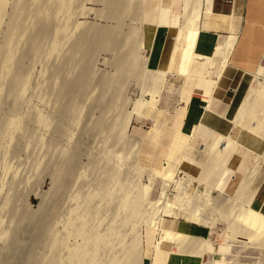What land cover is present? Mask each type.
Returning <instances> with one entry per match:
<instances>
[{
	"label": "rangeland",
	"instance_id": "rangeland-1",
	"mask_svg": "<svg viewBox=\"0 0 264 264\" xmlns=\"http://www.w3.org/2000/svg\"><path fill=\"white\" fill-rule=\"evenodd\" d=\"M13 1L14 2L11 4L12 0H8V3H7L8 8L6 7L5 11H4L6 18H4V20L2 21L5 23H1V25H0V26H2L1 29L4 30V31H2L0 29V32L2 31L1 32L2 34L0 33L1 34L0 35V51L2 50V47L4 44L2 42V40L5 39V37H4V39H3V37H1L3 35V33L5 34V32H6V30L4 28L8 29L9 25L12 23V21L15 22L14 20L18 19L20 22H22V20H20L19 18L24 16L23 14H24V12L26 13V11L27 12L30 11V13H26L28 16H30V17L32 16V18L28 17V18H30V20H32L33 17H34V19L38 17L39 20L35 19L36 21L30 22L31 24H29V25L27 23L29 28L26 27L27 25L25 26V23H26V21H30V20H28V18L25 20V22L23 20L24 23H22L21 25H24V27L26 29L24 27H22L21 29L24 28L23 31L25 32L28 28V30H27L28 32H26L27 36L24 34L25 35V37H24V35H23L24 39L21 42V44H20V42L17 44V45H19V47L16 46L17 51L15 49V54H16L14 56L15 61L13 60V62H15V63H13V65L15 64L16 66L12 65L11 66L12 69H10V72L13 71L12 72L13 74L8 75V77H11V78H8V77H7V79L4 78L5 80L1 79L3 77L0 78V134H2V135H0V264H46V261H44V260L47 259V257L50 255L49 253L51 252L50 251L51 248L49 246L50 245L49 244L50 237H48V235H50L51 232L52 233L55 232L56 238L61 239V241H63V242L66 241L64 243L65 245L71 246V245L75 244L76 242H77L76 244H78V243H80L81 238L78 239L79 237L76 236L77 234H75V232H76L77 226L79 225V223H78L79 219L84 218V219H87L86 221L89 224L88 225L89 229H92L94 231L100 230L99 233L107 234L108 231L107 230L105 231V229H107V226H108V228L111 227L110 225L115 226V224H113V223L111 224V222H112V220H114L117 217V215H119V212L117 213V211H114V209H115L114 204L117 201V199L119 198L118 196H120L119 194L121 193V189H125V186H127L132 191L133 190L137 191V190L141 189V186L148 185L149 184L148 182L150 181V184L148 186H150L151 190L146 195V197H147V198L145 197L146 200H144L145 199L144 198V199H142V202H144L143 204H146L148 197L150 198L149 199L150 201H153L152 200L153 197H154V199H156V197H157L156 195H158V192L160 190V187H159L160 182L157 181V179H150V172L149 171L154 169L153 166L160 165L159 161L154 162V160L165 158L164 156H165L166 146H163V145H165L164 143H166V141H169V140L167 138L166 139H158L157 138L159 136L156 135L153 131L154 129H152L153 128L152 120H156L158 122L164 123L165 125L171 127L169 125V122L171 121L172 115H173V113H175V109H176V107H178V103H180V104L183 103L185 97L187 96V92H186V90L183 86V82L179 76H177V75L166 76V78L164 80V84L161 87V89H163V90L160 91V95H159L160 98H158L157 109L156 108L155 109H149L148 108L145 111V115L147 116L148 119L132 118V120H130L129 126L126 128V131H125L126 137L125 136L124 137L126 138L125 139L126 141L123 139L124 142L120 140L121 142L118 141L120 143H118V142L112 143V142H116L115 140L111 141V139L114 138L113 131L108 132V130H106L107 131L106 132L104 129V131H103L104 135L103 134L101 135L103 129H101L99 126L102 124L101 125L102 127L105 125L107 128V126L109 127V125H113L115 122H116V124H118L119 119H118V117L116 118L117 115H115V114L117 112H118L117 114H119V111H122V110L124 112H128V111L132 110L133 101L136 100L137 98H139L140 91L145 89L144 88L145 84H146L145 87L147 88V85L149 87L151 82H150V80H148L150 78V76H148L147 74L144 75V77H143V76H138V75H141L138 72H135V73L134 72H128L127 73V72L121 71L122 70L121 68H118L116 70V68L119 67L120 56L123 54L124 49H123V51H122V49L120 50V51H122V54L120 53V55H119L118 54L119 49H118V51H116V49L114 47V43L116 44V42L112 41L111 37H113L114 31L117 33L119 31L118 35H120L121 37L124 38L125 37L124 34H126L125 32H128L127 28H129L131 26H132V28H133V26H134V28H138L139 26L137 25L135 27V25L130 24V20H129L130 16L128 14H126L129 16L128 18L123 15L125 18H122V19H124V20H122L120 17L119 18L117 17L119 19V22H120V20H121V22H124V23H122V24H124L123 26H122L121 22L118 26L117 18L115 16H112V14H110L111 9H112L111 6L113 4L110 6V3L108 4L109 1L103 0L104 1L103 2L100 0L99 1L96 0V2H95V0H83V1L79 0L80 4H81L80 7H79L80 4H78L79 2L75 1L74 5H73V9H72V11L75 14L73 15V12H72V17L69 20V24H66V26L68 25L67 29L70 30L72 27V30L71 31L66 30L68 33V37L66 36L67 34H64L66 37H64V35H62L64 38L61 36L62 40H61V37H60V39H58V41L59 40L60 41L59 42L57 41V42H58V45L59 44L61 45V47H60L61 50H60L58 55H55V57H53L54 59L51 58V60H50L48 58L45 59V56L42 55L44 53H41L40 50L43 49L42 52H44V50L46 51V48L48 47V44H49L48 40L50 37L49 36L50 33L47 32V30L51 31V28H53L54 26H55L54 28H56L58 23L60 24L63 21V20L61 21V19L60 20L58 19L59 17L61 18V16H59L56 19H58L61 22H57V25L55 24L53 26L54 21L56 19H55V17L53 19L51 17H49L50 16V14H49L50 13V7H47V8L45 7V6H49L55 0L54 1L53 0H51V1L47 0L46 4L44 3V5H43L44 9L46 8L47 11L49 12L48 13L49 15L48 16L46 15L47 17L44 16L45 13L43 16L39 15V16L35 17L34 13H33L34 10H32V7L34 9L35 6H36L35 9H37L38 7L36 4H38L39 2L41 3L42 0L41 1L36 0V2H35V0L34 1L32 0L33 2L31 0H28V1H30L29 3L27 2V5H26L28 7L25 6L27 9L26 8L22 9V10H26V11H22V10L19 11L20 6H21L20 4H22V3H20V2H22L21 0H20V2H18L17 0H16L17 2L15 0H13ZM117 1H119V0H115L114 2H117ZM121 1H122L121 3L123 5H125L124 4L125 0L124 1L121 0ZM130 1H128V2L130 3ZM152 1H154V0H152ZM133 2H135V0H132L131 3L133 4ZM141 2H142L141 3L142 4L141 5V22L144 25L145 24L144 12H145L146 8L148 7V3L149 2L151 3V0H141ZM30 3L31 4L33 3L32 6H30L31 5ZM154 3L150 8H152V9L156 8L157 2H154ZM13 4H14V7L12 6ZM34 4H35V6H34ZM39 4H38V6H39ZM238 4H240V3H238ZM82 5H83V8H81ZM11 6H12V8H11ZM51 6H53V5H51ZM17 7H18V9H17ZM11 10H12V12H14L12 14L13 15L15 14V16H18V15H16L18 12L20 13L22 11V13H20L18 18L16 19V18H13L15 16H12V14H10ZM17 10H18V12H17ZM31 13H33V15H31ZM9 14L12 17H10ZM5 16H3V17H5ZM40 16H41V18H40ZM109 16L111 18H109ZM7 18H9V19H7ZM21 19H23V18H21ZM8 20H11L9 22L10 24L7 23ZM18 20H17V22H18ZM58 20H56V21H58ZM39 22H40V24H39ZM73 23H76V27L73 26L74 25ZM5 24L8 25V27H5L6 26ZM13 25H14V23L12 24V26L10 25L11 29L13 28ZM30 25H32V26H30ZM84 25L85 26L87 25V26L85 27ZM104 28H106V30ZM112 28H114V29H112ZM44 29H45V31H44ZM29 31L31 32V34ZM118 35L115 34L116 37ZM120 36H118L117 38L120 39L121 38ZM40 37H42V38H40ZM123 38H121V39H123ZM132 38H134L133 40H135V41L137 39L134 36ZM132 38H131V41H132ZM63 39H65V40H63ZM83 39H84V41H83ZM121 39H120V41H121ZM81 40L83 41L84 44L82 43ZM62 41H64V42H62ZM40 42L43 43L42 44L43 46L41 45ZM33 43H34V45H33ZM74 43H76V44H74ZM117 43H118V41H117ZM128 44L130 45L129 41H128ZM20 45H22V46L20 47ZM36 46L38 47L37 49L39 51H37V49L33 50L34 48H36ZM39 46L41 49H39ZM44 46H45V48H44ZM58 50H59V48H58ZM19 51H20V53H19ZM1 53L2 52H0V58H1ZM82 53H84L85 56ZM39 54H40V56H39ZM138 54H139V56L145 57L146 49H143V48L140 49L138 51ZM82 55L84 58L82 57ZM42 56H43L44 60H43V58H41ZM87 56H88V59H87ZM37 57H39V58H37ZM90 59H91V61H90ZM31 60L34 61L35 63L31 62ZM52 61H54V62H52ZM91 66H92V68H91ZM26 69H28V70H26ZM41 69L43 71H41ZM59 69H60V71H59ZM38 72H39V74L40 73L43 74L42 77H40L41 74L38 75ZM108 72H110V73H108ZM91 75H93V76H91ZM110 75H112V76H110ZM23 76L27 80L26 81L27 85L25 84L26 85L25 91H24V89L21 90V88H20L21 85H19L21 80H25L23 78ZM107 76H109V77L106 78ZM17 77H19V78H17ZM28 77L30 78V80ZM252 79L253 78H251V80ZM36 80H37V82H36ZM67 81L68 82L70 81V82L68 83ZM50 83H52V84H50ZM87 84H89V86ZM16 85H18V87ZM37 85L39 87H37ZM61 86H63V87H61ZM248 86H249V84L247 85L246 89L248 88ZM40 87L43 90V92L46 93L47 95L46 94L39 95V94L43 93L41 90L39 92ZM120 88H121V90H120ZM141 88H143V89H141ZM176 88L177 89L180 88V90H178V93H176ZM36 89H37V91H36ZM21 91H23L22 94L20 93ZM55 91H57V92H55ZM18 92H19V96H18ZM37 92H39V94ZM115 93H116V95H115ZM35 94H37L39 96V98H38V96H35ZM82 94H84V95H82ZM42 96H43V98L46 97L45 100L48 102H46L44 100L42 101V99H43ZM30 97L32 99H30ZM40 98H42V99H40ZM116 98H117V100H116ZM148 98H149L148 96L145 97V99H148ZM17 101H18V103H17ZM256 101L258 102V107H257L258 110H257L256 114L252 115V117H251L253 122H251V119H250L246 124H244L243 127H241V128L239 127L237 129V131H234V133H237L240 130V131L248 133V135H250L255 141H257V142L260 141V142L264 143V137H262V135L264 136V98L261 95H259L256 98ZM90 102H92V103H90ZM123 102H126V103L128 102V103L126 104ZM82 103H84V104H82ZM118 103H119V105H118ZM121 104H122V106H121ZM123 106H125V107H123ZM117 107L119 108V110ZM33 108L35 110L37 109V111H35L37 114H38V110L40 109L39 114L45 115L44 118L42 117V121L40 123L36 122L38 118L36 117L37 114L35 115ZM111 109L113 110V113L111 112ZM89 111H91V113ZM85 112H86V114H85ZM113 117H115L116 120ZM14 118L19 119V121H18L19 124H18V122H16V126H18V127L16 128L15 126L12 125L11 126L12 130H11L10 125L8 126V123L11 119H14ZM60 118H61V120H60ZM111 118H113V119H111ZM43 119H45L46 122ZM104 120H105V122H104ZM109 121H110V123H109ZM42 122H43V124H41ZM85 123H87V124H85ZM84 126H86V127H84ZM28 127H29V129H28ZM13 129H14V131H13ZM99 130H101V132ZM97 131H98V133H100L98 136H97ZM105 132H106V134H105ZM93 133H94V135H93ZM108 133H110V134H108ZM67 136H68V138H67ZM110 136L112 138H110ZM128 138H129V140H128ZM232 139H234V138H232ZM132 140H133V142H132ZM137 140L139 141V143ZM102 141H103V144H102ZM106 141H108V142H106ZM105 142L107 144H105ZM52 143H54V144H52ZM104 144H105V146H104ZM106 149L109 151L114 150L115 152L113 151V152H111L112 153L111 154ZM131 150L132 151L134 150V151L132 152ZM107 152H109V153H107ZM42 153H43V156H42ZM97 153H98V155H97ZM137 153L139 155H137ZM102 154H106V155H102ZM107 154L110 156H108ZM117 154H118V156L115 157ZM248 156H249V159L247 161L248 163L246 164L247 166L249 163L252 162V157H254L253 162L255 160V164L258 165L256 175H255V179H254V182L252 185L254 188L257 187L258 189H257V192L255 194V198H254L253 202L251 203V207L255 210H260L262 213H264V204H263V202H264V160H263L264 159V150H263V152H260L257 154L253 153V156L252 155H248ZM108 157L110 159L111 158L112 159L108 160L109 159ZM127 157H129V158H127ZM227 157H228V154L223 155V158H227ZM256 157L258 159H255ZM88 158L90 159V161L87 160ZM152 159H153V163H152ZM108 161H109V163H108ZM102 162L104 164L106 163L105 165H107V166L104 167L105 165ZM100 163H102V164L100 165ZM31 164H33V165H31ZM251 165L252 164H250V167H251ZM96 168H97V170H96ZM100 168L108 170V171H106V174H105V171L104 170L102 171ZM135 168H137V169H135ZM155 168L158 169L157 167H155ZM112 170L113 171L116 170L117 173L113 172ZM119 170L120 171L124 170V173L122 172V174H121V172ZM77 171H78V173H77ZM100 171L103 174L100 173ZM159 171H160V168H159L158 172H155V173H159ZM109 172L110 173L113 172V176L116 175V177L118 176L119 179L115 178V177L112 178V176L110 175ZM127 172H129V173H127ZM135 172H137V173L135 174ZM217 172L218 171L215 170L216 174H217ZM88 173H89V175H88ZM215 173H211L210 175L208 174L207 176L202 173V175H204L203 176V182L205 183L204 185L199 184L196 180H192V182H189V176L185 175L183 172H180V171L175 172L174 180H179L185 184L187 182V184L185 186L186 192L191 197H195L193 195L197 194L198 191L203 192V190H205L204 189L205 185L208 188L212 189L210 191L211 193H209L208 199L209 200L210 199L216 200L215 204L217 202L220 207H218V204H217V207H213V206L211 207V205H210V207H209L210 209H208V210L212 211V212L209 213V216H207L208 218H206L207 214L204 216V218L206 220L208 219L207 222L210 221L216 225L212 224L213 226L211 225L212 227H210L209 224L198 225L195 223L187 222V221H185V217L183 214H181L180 216L179 215L176 216V212L180 213V211L176 210V207H175L176 205L173 208L174 210H172V212H173L172 217H167V218L171 219V220H175V221L182 220V221H185L187 223L194 224V225H196V227H198L201 234H203V235H200L198 237L204 238L205 240H207L205 242H208V243L205 245L209 244V247L208 246H206V247L202 246L203 248H206L208 250H206V249L203 250L204 253H202L203 255H202V257H200V259H199L200 262L198 264H212V263L213 264H255V263L256 264H264V256H263L264 255V235L263 234L259 235L263 239H261L256 234L254 235L252 233V235H251V232H253V229L251 228V230H250V228H249V230H247V228L245 227L247 225L243 224L242 222H240V224H237V223H239L238 222L239 220H236L237 218L235 217L237 212L235 211L236 214H234V210H236L238 208V206L239 207H240V205L242 206L241 200H238V201L233 200L234 199L233 193H234V190L236 188V183H237L238 179L241 177V175L237 176L236 179L226 189V191L223 192V190L220 189L221 184L216 186L215 183L211 182L209 179L212 177L216 178L217 176ZM79 174H81V175H79ZM242 174H244V173H242ZM245 175L247 176V178L245 180L246 183H245V185H243L242 190L240 191V192H242L243 196H244V191L247 187V184L251 178L249 174L245 173ZM76 176L80 179H78ZM102 176H104L106 179L103 178ZM106 176H108L109 178L111 177L110 183H111V187L112 188L114 187V190L111 187L106 188V185H105V184H107L106 180L109 179ZM133 177L135 178V180ZM87 178H89V179H87ZM98 178L102 179L103 181L98 179ZM131 178H133V179H131ZM92 179L93 180L95 179V180L93 181ZM114 179L116 181L119 180L120 182L118 181L119 183L117 184V182ZM99 180L103 183L105 182L104 186L102 185L104 188L101 185H99L100 184ZM112 180H114V182H112ZM109 181H110V179L108 180V183H109ZM152 182H153V184H152ZM156 182H157V184H156ZM126 183L129 185H127ZM137 183H139V184H137ZM81 184H85L86 186L81 185ZM172 184H170L169 187L167 188L169 190H166V198H168L169 202H172L173 197L176 196V190L174 191V189H176V186L174 183H172ZM226 184H227V182H226ZM80 185L82 186V188ZM108 185L110 186V184H107V186ZM87 186H88V188H87ZM119 186H121V187L119 188ZM139 186H140V188H139ZM157 186L159 188H157ZM100 187H102V188L100 189ZM128 188H126V189H128ZM136 188H138V189H136ZM85 189H86V192H85ZM100 190H103V192ZM118 190H120V192ZM78 191L80 192V194L81 193L82 194L81 195L78 194L79 193ZM89 191H91L93 194ZM96 191H98V192L100 191L102 193V194L100 193V195L102 197L101 199H100L99 194H96V197H94L95 193H98ZM84 192L89 193V197H88V194H84ZM105 192L106 193L109 192L110 195H109V193L106 194ZM90 193H91V195H90ZM174 194H175V196H174ZM76 195H77V197L80 195V197L77 198V197H75ZM92 195H93L94 199L91 198ZM107 196H109L108 200L106 199ZM104 197H105V201L103 199ZM96 198H97V200H96ZM230 198H231V201H230ZM83 199H85V200H83ZM102 199H103V201H102ZM109 199H110V202H109ZM217 199L219 202L217 201ZM69 200H71L72 202ZM75 200H77V201L79 200V201L76 202ZM106 200H107V202H106ZM73 201H75V203ZM82 201H84V203ZM104 202H106L107 204L110 203L114 209L111 208L110 204H109V206H106L107 204H105ZM210 202L211 201H209V204L212 203V202L211 203ZM87 203H88V205H87ZM71 204H73V205L71 206ZM74 204H76V205H74ZM262 204H263V206H262ZM89 205H92V206L90 207ZM236 205H238V206L236 207ZM87 206H89V208H87ZM143 206H145V205H142V208H143ZM71 207H73V208H71ZM78 207H80L79 208L80 210L78 209L79 212L76 210L78 212V213H76L74 209H77ZM83 207H86V209ZM94 207H97V208H95L96 210H94ZM99 207H101V210ZM107 207H108V209H106ZM146 207L147 208H145V209L143 208L144 209L143 211L149 212L150 208L148 209V207H150V206H147V204H146ZM71 210H72V213H71ZM106 210H108V211H106ZM238 210H239V208L237 209V211ZM82 211L84 214L82 213ZM112 211H114L113 213H116V216H115V214L113 215ZM106 212H107V215L111 214L109 216L111 218H109L106 215ZM144 212H143L142 216H144V214H145ZM238 213H239V211H238ZM71 215H74V216H71ZM86 215H87V217H86ZM145 215H147V214H145ZM42 216H44V217H42ZM114 216H115V218L113 219ZM95 217H97V218H95ZM104 217H105V219H104ZM146 217L147 216H145L144 218H146ZM227 217H229V218H227ZM44 218L46 219V221ZM88 218H89V220H88ZM167 218L163 217L161 222H160V225L165 229H167L166 228L167 226H166V224L163 225V222L166 223L165 220H168ZM66 219H68V220H66ZM70 220H72L71 223H73L72 227L70 226L71 224L69 223ZM94 220H95V224H93ZM90 221H92V222H90ZM107 221H108V224H107ZM232 221H234V222H232ZM235 221H236V223H235ZM229 222H230V224H229ZM63 223L65 224V226ZM76 223H78V224H76ZM102 223H104V224H102ZM67 224H68V226H67ZM231 224L233 227L238 226V225H239V228L242 227L241 230L243 233H241L240 236L234 235L235 233L231 232V228H232ZM235 224H237V225H235ZM241 224H242V226H240ZM230 226H231V228H230ZM75 227H76V229L73 230L72 228H75ZM94 227L97 229H94ZM168 227H170V226H168ZM208 227H210V228H208ZM49 228H50V231L52 230L51 232L49 231L50 234L47 232L49 230ZM137 228H139L138 231L134 230L131 225L124 226L122 228V233H121V236L125 235V237L122 238L123 242L121 241L123 243V245L115 242V244L113 246H114V248H116L115 247V245H116L117 248L115 250L111 249V251H110V252H112L111 254H110L109 250L107 249L108 250L107 251L104 246L103 247L99 246L98 252L99 251H100L99 253L103 252V254L97 253V257L99 258L98 263H100V262L102 264L107 263V261H109V258L112 257L113 255H114V257L115 256L119 257V254H120L122 248L126 247V245L129 246V244H131L132 241L135 239V236L137 234H134V233H137V232L140 233L141 232L140 237L142 239L141 238L140 239L142 240V242H141L142 246L140 245L141 246L140 248H142L143 250L141 249L142 253L139 254L140 255L139 258L140 257H141V259L145 258L144 264H149V263L150 264H167L164 257L160 260L159 259H153V258H148L144 253L146 251V243H144L145 247L143 248V234L146 231L153 233L154 237H157L156 238V242H157V240L159 238V232L155 229L147 228L143 224L142 225L140 224V226ZM62 229H63V231H65L64 234H63ZM71 230L74 232H72ZM103 230L105 232H103ZM169 230L172 232H176V230L171 228V227L169 228ZM245 231L247 234L245 233ZM68 232H69V234H68ZM181 233H183V232H181ZM70 234L72 235L71 236L72 238L70 237ZM248 234H249V236H248ZM68 235H69V238H68ZM250 235L253 237H251ZM201 236H203V237H201ZM73 238H74V240H73ZM67 240H70V241H68V243H67ZM153 241H154V239H152V241L149 242L150 245ZM124 242H125V244H124ZM161 242L162 243H164V242L173 243V241L171 242L170 240H162ZM162 243H161V245H162ZM173 244L175 246V243H173ZM144 249H145V251H144ZM257 249H259V250H257ZM61 250H60V252L61 253L63 252L61 256H63V258L66 259V254L67 255L69 254L67 249H66L67 253L65 252V248H62ZM259 252H261V253H259ZM105 253H106V255H104ZM116 253L117 254L119 253V254L117 255ZM64 254H65V256H64ZM33 255H35L36 257ZM164 255H167V254L165 253ZM40 259L41 260L43 259V260L41 261ZM163 259H164V261H162ZM33 260H35V261H33Z\"/></svg>",
	"mask_w": 264,
	"mask_h": 264
},
{
	"label": "bare ground",
	"instance_id": "bare-ground-1",
	"mask_svg": "<svg viewBox=\"0 0 264 264\" xmlns=\"http://www.w3.org/2000/svg\"><path fill=\"white\" fill-rule=\"evenodd\" d=\"M16 1V0H15ZM18 2H20V0H17ZM16 1V2H17ZM22 2H20V3H22V4H20L21 6H20V9H19V11L20 10H22V9H25L26 7H28V6H26L27 5V2L29 3L30 1H28V0H21ZM32 1V0H31ZM34 1V0H33ZM32 1V2H33ZM38 1V0H37ZM39 1H41V0H39ZM46 1L47 0H42V2L39 4L38 2V4H39V6H38V4H36L37 5V9H35L36 8V6H35V4H34V6H35V8L33 9V7H32V10H34L33 11V13H34V16L35 17H37V16H39V15H41V16H43L44 15V13H45V15L44 16H48L49 14H50V16L49 17H51L52 19L55 17V19L56 18H58L59 16H61V18L59 17L58 19L60 20L61 19V21H59L58 19H56V20H58V21H54V24H53V26L56 24L57 25V22H61L60 24L58 23V25L56 26V28H51V31H48L47 30V32H49L50 33V37H49V40H48V47L46 48V51L44 50V52H42V50L43 49H41L40 48V46H39V49H41L40 51H41V53H44V54H42V55H44L45 56V59L46 58H48V59H50L51 60V58H53V57H55V55H58L59 54V52H60V50H61V45L59 46L58 45V42L60 41H58V39H60V37L62 36V35H64V34H67L66 36L68 37V33H67V31L66 30H68L67 28H68V25L66 26V24H69V20H70V18L72 17V9H73V5H74V3H75V1L77 2H79L78 4H80V1L79 0H53L54 2L53 3H51L49 6H45L46 8L47 7H50V13L47 11V9L45 8L44 9V3L46 4ZM51 1V0H50ZM83 1V0H82ZM99 1V0H98ZM100 1H103V0H100ZM106 1H109L108 2V4L110 3V6H111V12H110V14H112V16H115L116 18L118 17H120L121 19L122 18H125L124 16H126L127 18L130 16V24L131 25H135V27L138 25L139 27L138 28H134V26H133V28H132V26L131 27H129V28H127L128 29V32H125L126 34H124V38L123 37H121L120 35H118V33H119V31H118V33L117 32H115L114 31V34H113V37H111L112 38V41H114V42H116V44L114 43V47H115V49H116V51H118V49H119V51H118V54L120 55V53L122 54V51H123V49H124V51H123V54L120 56V60H119V67H117L116 68V70L118 69V68H121L122 70L121 71H124V72H138V73H140L141 75H138V76H143L144 77V75H148V76H150V78L148 79V80H150V82H151V84L149 85V87H148V85H147V88L145 87L146 86V84H145V86H144V88L145 89H143V88H141V89H143L142 91H140V94H139V98H137L136 100H134L133 101V103H132V105H133V108H132V110H130V111H128V112H124L122 109V111H119V114H115V115H117L116 116V118L118 117V119H119V121H118V124H116V122L113 124V125H109V127L107 126V128H106V126L104 125L103 127L100 125L99 127L101 128V129H103L102 130V133H101V135L104 133L103 131H104V129H105V131L106 130H108V132H112L113 131V134H114V138L113 139H111V141L112 140H115L116 142H112V143H117L118 141H123L124 142V140L126 139L125 137V131H126V128L129 126V124H130V120H132V118H135V119H140V118H142V119H148L147 118V116L145 115V111L149 108V109H157V103H158V98H160L159 97V95H160V91L161 90H163V89H161V87L163 86V84H164V80H165V78H166V76H168V75H172V74H170L169 72H167V71H163V70H158V69H150V68H148V66H147V59L148 58H146V56L144 57V56H139V54H138V51L140 50V49H145V46L147 45V43H148V31H146L145 29V24L143 25V23L141 22V0H135V2H133V4L131 3L132 2V0L130 1V0H123L124 2V4L125 5H123L121 2V0H119V1H117V2H114L115 0H106ZM128 1H130V3L128 2ZM14 1L12 0V2H11V4L13 3ZM15 2V3H16ZM35 2H36V0H35ZM49 2V1H48ZM85 2V1H84ZM94 2V1H93ZM95 2H96V0H95ZM94 2V3H95ZM104 2V1H103ZM7 3H8V0H0V25H1V23H5V22H2L3 20H4V18H6V16H5V14H4V11H5V8L7 7ZM55 3V4H54ZM107 3V2H106ZM19 4V3H18ZM31 4V3H30ZM33 4V3H32ZM32 4L30 5V6H32ZM29 5V4H28ZM51 5H53V6H51ZM84 5V4H83ZM83 5H82V7L81 8H83ZM13 7H14V4L12 5ZM12 6H11V8H12ZM16 6V5H15ZM18 6V5H17ZM26 6V7H25ZM77 6V5H76ZM81 6V4L79 5V7ZM8 8V7H7ZM77 8V7H76ZM109 8V7H108ZM17 9H18V7H17ZM27 9V8H26ZM78 9V8H77ZM29 10V9H28ZM31 10V9H30ZM76 10V9H75ZM82 10V9H81ZM22 11H26V10H22ZM22 11L20 12V13H22ZM78 11V10H77ZM17 12H18V10H17ZM76 12V11H75ZM85 12V11H84ZM12 13H14V12H12V10H11V12H10V14H12ZM19 12L16 14V15H18L19 16V14H20ZM26 13H30V11L29 12H27L26 11ZM25 12H24V16H22L21 18H23V19H21V18H19L20 20H22V22H20L17 18H18V16H15V14L13 15L12 14V16H15V17H13V18H16L17 20H18V22H17V20H14L15 22H13L12 21V23L10 24L9 22L12 20L11 18V20H8L7 21V23L8 24H10L11 26H12V24L14 23V25H13V28L11 29V26L9 25V30L7 29V28H4L5 30H6V32H5V34L3 33V35L1 36V37H3V39H4V37H5V39L4 40H2V42L4 43H2L3 44V47H2V50L0 51V52H2L1 53V60H0V78L1 77H3V78H1V79H3V80H5V79H7V77H8V75H10V74H13L12 72H10V69H12L11 68V66L13 65V63H15V62H13V60L15 61V49H16V46L17 47H19V45H17L19 42H20V44H21V42L23 41V39H24V37H25V35H26V32H28L27 30H28V28H29V24H31L30 22H34V21H36L35 19H37V20H39L38 19V17L37 18H35L34 19V17H33V19L32 20H30V18H32V16L30 17V16H28L27 14H26ZM33 13H31V15H33ZM47 13V14H46ZM49 13V14H48ZM82 13V12H81ZM80 13V14H81ZM9 14V15H10ZM75 13L73 12V15H74ZM77 14V13H76ZM126 14H128V15H126ZM27 15V16H26ZM124 15V16H123ZM3 16H5V17H3ZM11 15H10V17H12ZM21 16V15H20ZM41 16H40V18H41ZM46 16V17H47ZM111 16V15H110ZM109 16V18H111ZM210 16H212V11H211V0H182V4H181V24H180V27L181 28H183V29H185L186 31H197L200 27H199V25L201 24L200 22H201V20H202V18L203 17H210ZM28 17H30V18H28ZM45 17V18H46ZM28 18V20H30V21H26V23H25V26L27 25V23H28V25L26 26V27H28L27 28V30L24 32L23 30H24V25H21L22 23H24L25 22V20ZM108 18V17H107ZM117 18V21H118V26H119V24H120V22H121V20H120V22H119V19ZM7 19H9V18H7ZM43 19V18H42ZM50 19V18H49ZM115 19V18H114ZM221 19L224 21V22H226L227 23V25H228V30L229 31H231V33H229V35L228 36H225V37H223V38H221V40L217 43V45H216V47H215V49H214V56H213V58L215 59H221V64H220V67L218 66V68H217V70L218 71H220L221 69L220 68H222L223 67V65H224V63H225V61L227 60V57H228V55H229V53H230V51H231V49H232V47H233V45H234V43H235V40H236V37H237V29H238V26H239V18L238 17H236V16H229V17H226V16H221ZM23 20H24V22H23ZM122 20H124V19H122ZM128 20V21H129ZM41 21V20H40ZM42 23V22H41ZM53 23V22H52ZM51 23V24H52ZM122 23H124V22H121V24ZM218 23V22H217ZM39 24H40V22H39ZM74 25V27H76V23H73ZM6 25V24H5ZM4 25V26H5ZM38 25V24H37ZM88 25V24H87ZM86 25V26H87ZM124 24H122V26H123ZM147 25H149V24H147ZM154 25V24H153ZM30 26H32V25H30ZM50 26V25H49ZM70 26V25H69ZM85 26V25H84ZM85 26V27H86ZM126 26V25H125ZM201 26V25H200ZM5 27H8V25H6ZM22 27H24L23 29H21ZM52 27V26H51ZM84 27V28H85ZM89 27V26H88ZM104 27V26H103ZM2 28V26H0V29ZM20 28V29H19ZM46 28V27H45ZM107 28V27H106ZM106 28H104L105 30H106ZM121 28V27H120ZM26 29V28H25ZM90 29V28H89ZM112 29H114V28H112ZM139 29V30H138ZM2 30V29H1ZM42 30V29H41ZM72 30V27H71V29L70 30H68V31H71ZM74 30V29H73ZM97 30V29H96ZM108 30V29H107ZM2 31H4V30H2ZM1 31V32H2ZM18 31V32H17ZM34 31V30H33ZM43 31V30H42ZM44 31H45V29H44ZM103 31V30H102ZM0 32V33H1ZM30 32V31H29ZM66 32V33H65ZM105 32V31H104ZM79 33V32H78ZM2 34V33H1ZM0 34V35H1ZM25 34V35H24ZM30 34H31V32H30ZM34 34V33H33ZM36 34V33H35ZM41 34V33H40ZM47 34V33H46ZM97 34V33H96ZM115 34H117L118 36H120L121 38H123V39H121V41H120V39H118L116 36H115ZM122 34V33H121ZM23 35H24V37H23ZM37 35V34H36ZM101 35V34H100ZM99 35V36H100ZM150 35H152V33L150 34ZM27 36V35H26ZM34 36V35H33ZM32 36V37H33ZM43 36V35H42ZM65 35H64V37H66ZM82 36V35H81ZM84 36V35H83ZM90 36V35H89ZM98 36V35H97ZM136 37L137 39H136V41L135 40H133L134 38H132V37ZM63 37V36H62ZM62 37H61V40H62ZM63 37V38H64ZM20 38V39H19ZM35 38V37H34ZM40 38H42V37H40ZM81 38V37H80ZM79 38V39H80ZM93 38V37H92ZM118 40H117V39ZM131 38H132V41H131ZM22 39V40H21ZM31 39V38H30ZM48 39V38H47ZM82 39V38H81ZM86 39V38H85ZM21 40V41H20ZM34 40V39H33ZM39 40V39H38ZM63 40H65V39H63ZM37 41V40H36ZM40 41V40H39ZM58 41V42H57ZM80 41V40H79ZM82 41V40H81ZM83 41H84V39H83ZM83 41H82V43H83ZM117 41H118V43H117ZM128 41H129V43H130V45L128 44ZM45 42V41H44ZM62 42H64V41H62ZM78 42V41H77ZM25 43V42H24ZM41 43V42H40ZM61 43V42H60ZM73 43V42H72ZM86 43V42H85ZM43 43H41V45H42ZM74 44H76V43H74ZM84 44V43H83ZM33 45H34V43H33ZM38 45V44H37ZM78 45V44H77ZM22 45H20V47H21ZM43 46V45H42ZM59 46V47H58ZM63 46V45H62ZM75 46V45H74ZM35 47V46H34ZM33 47V48H34ZM38 47L36 46V48H34L33 50H35V49H37ZM44 48H45V46H44ZM58 48H59V50H58ZM84 48V47H83ZM68 49V48H67ZM73 49V48H72ZM71 49V50H72ZM122 49V51H120ZM21 50V49H20ZM24 50V49H23ZM83 50V49H82ZM16 51H17V49H16ZM37 51H39L38 49H37ZM35 52V51H34ZM73 52V51H72ZM19 53H20V51H19ZM39 53V52H38ZM37 53V54H38ZM40 53V54H41ZM62 53V52H61ZM36 54V55H37ZM40 54H39V56H40ZM82 54H84V53H82ZM89 54V53H88ZM32 55V54H31ZM53 55V56H52ZM62 55V54H61ZM78 55V54H77ZM20 56V55H19ZM81 56V55H80ZM79 56V57H80ZM84 56H85V54H84ZM23 57V56H22ZM30 57V56H29ZM50 57V58H49ZM82 57H83V55H82ZM36 58V57H35ZM37 58H39V57H37ZM41 58H43V56L41 57ZM84 58V57H83ZM92 58V57H91ZM54 59V58H53ZM63 59V58H62ZM87 59H88V56H87ZM37 60V59H36ZM35 60V61H36ZM43 60H44V58H43ZM38 61V60H37ZM62 61V60H61ZM60 61V62H61ZM64 61V60H63ZM90 61H91V59H90ZM216 61V60H215ZM31 62H34V61H32L31 60ZM52 62H54V61H52ZM85 62V61H84ZM214 62V61H213ZM213 62H210V65L213 63ZM219 63H220V61H218ZM17 63V62H16ZM35 63V62H34ZM44 63V62H43ZM50 63V62H49ZM67 63V62H66ZM87 63V62H86ZM92 63V62H91ZM214 63H216V62H214ZM213 63V65H215ZM32 64V63H31ZM40 64V63H39ZM77 64V63H76ZM218 64V63H217ZM15 65V64H14ZM13 65V66H14ZM50 65V64H49ZM62 65V64H61ZM16 66V65H15ZM18 66V65H17ZM71 66V65H70ZM93 66V65H92ZM92 66H91V68H92ZM226 66V65H225ZM25 67V66H24ZM60 67V66H59ZM217 66H215V67H213V68H216ZM14 68V67H13ZM72 68V67H71ZM43 69V68H42ZM41 69V71H43ZM47 69V68H46ZM56 69V68H55ZM62 69V68H61ZM65 69V68H64ZM90 69V68H89ZM223 69V68H222ZM26 70H28V69H26ZM54 70V69H53ZM115 70V71H116ZM217 70H215L216 72H218ZM17 71V70H16ZM31 71V70H30ZM40 71V70H39ZM59 71H60V69H59ZM63 71V70H62ZM103 71V70H102ZM210 71H212L213 72V69L211 70L210 69ZM22 72V71H21ZM58 72V71H57ZM70 72V71H69ZM84 72V71H83ZM90 72V71H89ZM117 72V71H116ZM115 72V73H116ZM72 73V72H71ZM108 73H110V72H108ZM41 74V76L40 77H42V73H40ZM39 74V72H38V75H40ZM70 74V73H69ZM103 74V73H102ZM216 75H217V73H215ZM215 74L213 75L212 74V76H214L215 77ZM218 74H219V72H218ZM28 75V74H27ZM74 75V74H73ZM94 75V74H93ZM93 75H91V76H93ZM114 75V74H113ZM173 75H175V74H173ZM185 75V74H184ZM22 76V75H21ZM30 76V75H29ZM34 76V75H33ZM61 76V75H60ZM110 76H112V75H110ZM177 76H180V77H185V76H182V75H179V74H177ZM211 76V75H210ZM26 77V76H25ZM39 77V76H38ZM53 77V76H52ZM66 77V76H65ZM98 77V76H97ZM100 77V76H99ZM109 76H107L106 78H108ZM142 77V78H143ZM146 77V76H145ZM217 77V76H216ZM5 78V79H4ZM8 78H11V77H8ZM17 78H19V77H17ZM23 78H24V76H23ZM29 78V77H28ZM45 78V77H44ZM48 78V77H47ZM62 78V77H61ZM81 78V77H80ZM253 79H252V82H251V84H250V86L248 87V90L246 91V95L244 96V98H243V100L241 101V104H240V106H239V108H238V110H237V112H236V114L234 115V118L233 119H231L232 120V123L234 124V125H236L237 127H242V125H243V122H244V120L246 119V117H247V115L249 114V112H250V110H251V108H252V106L254 105V102H255V98H256V96L259 94V95H261L263 98H264V69L263 68H259L257 71H256V73H254V75H253V77H252ZM21 79V78H20ZM25 80H21L20 81V84L19 85H21L20 86V88H21V90L22 89H24V91H25V86L27 85L26 84V78H24ZM39 79V78H38ZM41 79V78H40ZM59 79V78H58ZM29 80H30V78H29ZM52 81V80H51ZM145 81V80H144ZM7 82V81H6ZM11 82V81H10ZM36 82H37V80H36ZM45 82V81H44ZM68 82V81H67ZM70 82V81H69ZM68 82V83H69ZM84 82V81H83ZM2 83V82H1ZM19 83V82H18ZM29 83V82H28ZM60 83V82H59ZM109 83V82H108ZM26 84V85H25ZM40 84V83H39ZM43 84V83H42ZM41 84V85H42ZM49 84V83H48ZM50 84H52V83H50ZM61 84V83H60ZM148 84V83H147ZM65 85V84H64ZM84 85V84H83ZM86 85V84H85ZM88 86H89V84H87ZM101 85V84H100ZM108 85V84H107ZM9 86V85H8ZM17 87H18V85H16ZM67 86V85H66ZM77 86V85H76ZM79 86V85H78ZM110 86V85H109ZM116 86V85H115ZM10 87V86H9ZM37 87H39L38 85H37ZM51 87V86H50ZM56 87V86H55ZM61 87H63V86H61ZM70 87V86H69ZM97 87V86H96ZM100 87V86H99ZM67 88V87H66ZM83 88V87H82ZM16 89V88H15ZM19 89V88H18ZM30 89V88H29ZM39 89V88H38ZM47 89V88H46ZM49 89V88H48ZM60 89V88H59ZM58 89V90H59ZM84 89V88H83ZM88 89V88H87ZM105 89V88H104ZM110 89V88H109ZM11 90V89H10ZM9 90V91H10ZM40 90L43 92V90L41 89V87H40V89H39V92H40ZM61 90V89H60ZM85 90V89H84ZM120 90H121V88H120ZM19 91V90H18ZM36 91H37V89H36ZM77 91V90H76ZM90 91V90H89ZM39 92H37L38 94H39ZM55 92H57V91H55ZM118 92V91H117ZM21 94L23 93V91H21L20 92ZM64 93V92H63ZM85 93V92H84ZM87 93V92H86ZM97 93V92H96ZM99 93V92H98ZM2 94V93H1ZM4 94V93H3ZM43 94H46V93H41V94H39V95H43ZM105 94V93H104ZM132 94V93H131ZM47 95V94H46ZM45 95V96H46ZM58 95V94H57ZM82 95H84V94H82ZM115 95H116V93H115ZM118 95V94H117ZM18 96H19V92H18ZM35 96H38L37 94H35ZM44 96V97H45ZM53 96V95H52ZM68 96V95H67ZM149 97L148 99H145V97ZM22 97V96H21ZM47 97V96H46ZM46 97L45 98H43V96H42V98H40V99H42V101L44 100V101H46L45 99H46ZM125 97V96H124ZM37 98V97H36ZM38 98H39V96H38ZM37 98V99H38ZM53 98V97H52ZM100 98V97H99ZM30 99H32L31 97H30ZM36 99V100H37ZM96 99V98H95ZM115 99V98H114ZM34 100V99H33ZM116 100H117V98H116ZM128 100V99H127ZM132 100V99H131ZM58 101V100H57ZM71 101V100H70ZM90 101V100H89ZM125 101V100H124ZM46 102H48V101H46ZM52 102V101H51ZM65 102V101H64ZM17 103H18V101H17ZM42 103V102H41ZM40 103V104H41ZM90 103H92V102H90ZM123 103H126V102H123ZM128 103V102H127ZM126 103V104H127ZM130 103V102H129ZM45 104V103H44ZM43 104V105H44ZM48 104V103H47ZM50 104V103H49ZM82 104H84V103H82ZM30 105V104H29ZM63 105V104H62ZM67 105V104H66ZM113 105V104H112ZM118 105H119V103H118ZM124 105V104H123ZM114 106V105H113ZM121 106H122V104H121ZM79 107V106H78ZM88 107V106H87ZM103 107V106H102ZM123 107H125V106H123ZM31 108V107H30ZM35 108V107H34ZM33 108V109H34ZM38 108V107H37ZM81 108V107H80ZM93 108V107H92ZM115 108V107H114ZM118 108V107H117ZM87 109V108H86ZM94 109V108H93ZM9 110V109H8ZM28 110V109H27ZM40 110V109H39ZM39 110H38V114L35 112V111H37V109L35 110L34 109V112H35V115L37 114V123L39 122H41L42 121V117L44 118V116L45 115H42V114H39L40 112H39ZM49 110V109H48ZM104 110V109H103ZM118 110H119V108H118ZM117 110V111H118ZM85 111V110H84ZM126 111V110H125ZM90 113H91V111H89ZM111 112L113 113V110L111 109ZM33 113V112H32ZM31 113V114H32ZM109 113V112H108ZM107 113V114H108ZM85 114H86V112H85ZM93 114V113H92ZM104 114V113H103ZM24 115V114H23ZM83 115V114H82ZM109 115V114H108ZM112 115V114H111ZM21 116V115H20ZM85 116V115H84ZM92 116V115H91ZM2 117V116H1ZM4 117V116H3ZM35 117V116H34ZM63 117V116H62ZM46 118V117H45ZM113 118H115V117H113ZM113 118H111V119H113ZM116 118H115V120H116ZM21 119V118H20ZM34 119V118H33ZM95 119V118H94ZM110 119V120H111ZM117 119V120H118ZM8 120V119H7ZM45 122H46V120L45 119H43ZM60 120H61V118H60ZM68 120V119H67ZM72 120V119H71ZM76 120V119H75ZM19 121V119L18 118H14V119H11L10 121H9V123H8V126L10 125V129L12 130V128H11V126L13 125V126H15L16 128L18 127V126H16V122H18ZM34 121V120H33ZM43 121V122H44ZM50 121V120H49ZM100 121V120H99ZM43 122L41 123V124H43ZM44 122V123H45ZM48 122V121H47ZM104 122H105V120H104ZM107 122V121H106ZM112 122V121H111ZM152 122H153V128L152 129H154V131H156L157 132V130H158V128L161 126V124L162 123H160V122H158V121H156V120H152ZM99 123V122H98ZM109 123H110V121H109ZM18 124H19V122H18ZM17 124V125H18ZM85 124H87V123H85ZM6 125V124H5ZM45 125V124H44ZM73 125V124H72ZM89 125V124H88ZM90 126V125H89ZM7 127V126H6ZM51 127V126H50ZM65 127V126H64ZM84 127H86V126H84ZM98 127V126H97ZM169 127V126H168ZM4 128V127H3ZM15 128V129H16ZM43 128V127H42ZM82 128V127H81ZM28 129H29V127H28ZM37 129V128H36ZM93 129V128H92ZM3 130V129H2ZM7 130V129H6ZM48 130V129H47ZM88 130V129H87ZM97 130V129H96ZM13 131H14V129H13ZM23 131V130H22ZM30 131V130H29ZM92 131V130H91ZM100 132H101V130H99ZM159 131V130H158ZM25 132V131H24ZM55 132V131H54ZM107 132V131H106ZM106 132H105V134H106ZM12 133V132H11ZM10 133V134H11ZM66 133V132H65ZM86 133V132H85ZM54 134V133H53ZM58 134V133H57ZM100 133H98V131H97V136L99 135ZM108 134H110V133H108ZM0 135H2V134H0ZM13 135V134H12ZM56 135V134H55ZM66 135V134H65ZM93 135H94V133H93ZM96 135V134H95ZM104 135V134H103ZM69 136V135H68ZM68 136H67V138H68ZM125 136V137H124ZM194 136V135H193ZM93 137V136H92ZM106 137V136H105ZM108 137V136H107ZM128 137V136H127ZM262 137H264L263 135H262ZM261 137V138H262ZM2 138V137H1ZM10 138V137H9ZM104 138V137H103ZM110 138H112L111 136H110ZM6 139V138H5ZM71 139V138H70ZM105 139V138H104ZM124 139V140H123ZM37 140V139H36ZM47 140V139H46ZM58 140V139H57ZM98 140V139H97ZM128 140H129V138H128ZM195 140V139H194ZM200 140V139H199ZM199 140H198V143H199ZM104 141V140H103ZM103 141H102V144H103ZM109 141V140H108ZM108 141H106V142H108ZM120 141V142H121ZM126 141V140H125ZM138 141V140H137ZM49 142V141H48ZM105 142V144H107ZM120 142H118V143H120ZM130 142V141H129ZM132 142H133V140H132ZM136 143V142H135ZM134 143V144H135ZM138 143H139V141H138ZM194 143H196L195 141H194ZM201 143V142H200ZM51 144V143H50ZM52 144H54V143H52ZM105 144H104V146H105ZM124 144V143H123ZM213 144V143H212ZM57 145V144H56ZM112 145V144H111ZM114 145V144H113ZM117 145V144H116ZM115 145V146H116ZM214 146H212L210 149H205L204 148V146L203 145H201L202 147H201V149H198V150H200L199 152H204V156L206 157L205 158V161H203L204 163H202V164H199V163H197V162H195L194 161V153H195V151L193 150V147L191 146V145H188L187 146V148L185 149V153L183 154V156H182V158L180 159V161H179V163L178 164H172V163H169V162H161V163H159L161 166H160V171H159V173H155V172H153V171H149L150 172V179H157V181H159L160 182V190H159V192H158V195H156L155 197H156V199H154V197H153V201H150L149 199V197H148V200H147V206H150V207H148V209H149V212L147 213V212H144L143 210L145 209V208H147L146 207V204H143L144 202H142V199H144L145 197H146V195L148 194V192L151 190L150 189V186H148L149 184H150V181L148 182L149 184L148 185H145V186H141V189L140 190H137V191H132V190H130L127 186H125V189H121V193L119 194L120 196H118L117 198V201L115 202V209L111 206V204L110 203H106L107 202V200H108V197L109 196H107V200H106V202H104L105 204H107L106 206H109V204H110V206H111V208L112 209H114V211H117V213L119 212V215H117V217L115 218V216H116V213H113L114 211H112V213H113V215L115 214V216L113 217V219L114 220H112V222H111V224L113 223V224H115V226H112V225H110L111 227L110 228H108V226H107V229H105V231L107 230L108 231V233L107 234H103V233H99L100 232V230L99 231H97V230H92V229H89L88 227V223H87V219H84V218H80L79 219V225L77 226V229H76V227L75 228H72L73 230H75L76 229V232H75V234H77L76 236L77 237H79L78 239H80V243H78V244H73V245H71V246H68V245H65L64 243L66 242H63V241H61V239H59V238H56V234H55V232H51L50 231V228H49V230L47 231L48 233H49V231L51 232V234L50 235H48V237H50V242H49V246H50V248H51V252L49 253L50 255L47 257V259H45L44 261H46V264H100V263H98V260H99V258L97 257V253H99L98 252V247L99 246H104L105 248H106V250L108 249L109 250V252L111 251V249H116L117 248V246L115 245V247L116 248H114V244H115V242H117L118 244L120 243V244H122L123 245V241H122V238L123 237H125V235L123 236H121V233H122V228L124 227V226H126V225H131L132 226V228L134 229V230H136V231H138V229L139 228H137V227H139L140 226V224L142 225H144V226H146L147 228H150V229H155V230H157L158 232H159V238H158V240H157V242L155 243V249H157V250H159L160 248H159V244H160V242L162 241V240H170L171 242L173 241V243H175V246L173 247V249L171 250V252L174 254V255H176V256H178V255H184V254H186V255H191V256H199V257H202V253H204L203 252V250L204 249H206V248H203L202 246H204V247H206V246H208L209 247V244L208 245H205V244H207L208 242H205V241H207V240H205L204 238H200V237H198V236H193V235H187V234H185V233H181V232H178V231H176V232H172V231H170L169 229H165V228H162L161 226H160V222H161V220H162V218L163 217H172V210H174L173 208H174V206L176 207V210L177 211H180V213H177L176 212V216H180L181 214H183L184 215V217H185V221H187V222H190V223H195V224H198V225H204V224H209L210 225V227H212L213 225H216V224H213L212 222H207V220L204 218V216L206 215V218H208L207 216H209V213L210 212H212V211H209L208 209H210L209 207H210V205H211V207L213 206V207H217V202H216V204H215V201L216 200H209L208 198H209V193H211L210 191L212 190V189H210V188H208L206 185L204 186L205 188V190H203V192H197V194H195V195H193V196H195V197H191V196H189L188 194H187V192H186V188H185V186H186V184H187V182H186V184L185 183H182L181 181H179V180H174V174H175V172L176 171H180V172H183L185 175H188L189 176V182H192V180H196L199 184H205L204 182H203V176L204 175H210L211 173H215V170L216 171H218L217 172V174H216V178H219L220 179V181H221V185H220V189H222L223 190V192H224V188L226 187V182L228 183V181L229 180H231L232 178H234L235 177V171H228L227 173H226V175L224 176V177H222V172H223V169L225 168L224 167V165L230 160V158H232V157H234V158H240L241 156L242 157H244V156H246V155H252L253 156V153L251 152V151H249L248 149H246L245 147H243V146H241V145H239V144H237L235 141H234V139H232L230 136H226V137H221V136H219V138L214 142V144H213ZM45 146V145H44ZM59 146V145H58ZM108 146V145H107ZM114 146V147H115ZM121 146V145H120ZM132 146V145H131ZM42 147V146H41ZM61 147V146H60ZM207 147V146H206ZM59 148V147H58ZM65 148V147H64ZM93 148V147H92ZM107 148V147H106ZM110 148V147H109ZM48 149V148H47ZM101 149V148H100ZM195 149V148H194ZM44 150V149H43ZM72 150V149H71ZM107 150V149H106ZM111 150V149H110ZM205 150V151H204ZM32 151V150H31ZM41 151V150H40ZM45 151V150H44ZM67 151V150H66ZM89 151V150H88ZM107 151H109V150H107ZM114 150H112V151H109L110 153L111 152H113ZM132 151V150H131ZM134 151V150H133ZM132 151V152H133ZM38 152V151H37ZM109 152H107V153H109ZM115 152V151H114ZM130 152V151H129ZM64 153V152H63ZM83 153V152H82ZM104 153V152H103ZM139 153V152H138ZM137 153V155H139ZM73 154V153H72ZM80 154V153H79ZM90 154V153H89ZM101 154V153H100ZM112 154V153H111ZM120 154V153H119ZM224 154H228V157L227 158H223V155ZM34 155V154H33ZM41 155V154H40ZM97 155H98V153H97ZM102 155H106V154H102ZM108 155V154H107ZM127 155V154H126ZM42 156H43V153H42ZM79 156V155H78ZM108 156H110V155H108ZM114 156V155H113ZM118 156V154L115 156V157H117ZM124 156V155H123ZM131 156V155H130ZM35 157V156H34ZM71 157V156H70ZM90 157V156H89ZM101 157V156H100ZM106 157V156H105ZM122 157V156H121ZM137 157V156H136ZM196 157V156H195ZM259 157V156H258ZM261 157V156H260ZM37 158V157H36ZM81 158V157H80ZM99 158V157H98ZM104 158V157H103ZM107 158V157H106ZM109 158V157H108ZM114 158V157H113ZM127 158H129V157H127ZM253 158L254 157H252V162L251 163H249L248 164V166H246V167H243V166H241L240 165V168H239V170H240V172H241V177L238 179V181H237V183H236V188H235V190H234V193H233V197H234V199L233 200H235V201H238V200H241L242 201V206L240 205V207L238 206V205H236V207L238 206V208H239V213H238V211H237V209L236 210H234V214H236V212H237V214L235 215V217L237 218H235L236 220H239L238 222L239 223H237V224H240V222H242L243 224H245V225H247V226H245L246 228H247V230H249V228H250V230H251V228L253 229V232H251V235H252V233L255 235H264V214L260 211V210H255V209H253L252 207H251V203H252V201H253V198H254V196H255V194H256V192H257V187L256 188H254L252 185H253V182H254V179H255V175H256V171H257V168H258V165L257 164H255V160H254V162H253ZM105 159V158H104ZM112 159V158H111ZM110 158L108 159V160H111ZM122 159V158H121ZM255 159H258L257 157L255 158ZM87 160H89L90 161V159L88 158ZM116 160V159H115ZM264 160V159H263ZM118 161V160H117ZM122 161V160H121ZM238 161V160H237ZM241 161V160H240ZM92 162V161H91ZM97 162V161H96ZM101 162V161H100ZM104 162V161H103ZM102 162V163H103ZM107 162V161H106ZM116 162V161H115ZM90 163V162H89ZM94 163V162H93ZM102 163H100V165L102 164ZM108 163H109V161H108ZM107 163V164H108ZM111 163V162H110ZM121 163V162H120ZM124 163V162H123ZM233 163V162H232ZM231 163V164H232ZM36 164V163H35ZM74 164V163H73ZM81 164V163H80ZM104 164V163H103ZM106 164V163H105ZM104 164V165H105ZM235 164V163H234ZM237 164V163H236ZM235 164V165H236ZM250 164H252L251 165V167H250ZM7 165V164H6ZM31 165H33V164H31ZM87 165V164H86ZM92 165V164H91ZM123 165V164H122ZM57 166V165H56ZM88 166V165H87ZM99 166V165H98ZM107 165H105L104 167H106ZM109 166V165H108ZM190 166H193V167H195L198 171H197V173H191V172H189V167ZM238 166V165H237ZM7 167V166H6ZM76 167V166H75ZM103 167V166H102ZM110 167V166H109ZM108 167V168H109ZM116 167V166H115ZM118 167V166H117ZM83 168V167H82ZM91 168V167H90ZM95 168V167H94ZM98 168V167H97ZM97 168H96V170H97ZM112 168V167H111ZM124 168V167H123ZM73 169V168H72ZM87 169V168H86ZM101 169V168H100ZM113 169V168H112ZM135 169H137V168H135ZM260 169V168H259ZM90 170V169H89ZM102 171L104 170L105 171V174H106V171H108V170H105V169H101ZM140 170V169H139ZM232 170V169H231ZM242 170V171H241ZM30 171V170H29ZM79 171V170H78ZM78 171H77V173H78ZM113 171V170H112ZM120 171V170H119ZM133 171V170H132ZM143 171V170H142ZM113 172H115V173H117L116 172V170L115 171H113ZM113 172L112 173H110V175L112 176V178L113 177H115V178H118V176L116 177V175H114L113 176ZM121 172V174H122V172L124 173V170L123 171H120ZM148 172V173H149ZM238 172V171H237ZM81 173V172H80ZM100 173H102L101 171H100ZM114 173V174H115ZM127 173H129V172H127ZM137 172H135V174H136ZM140 173V172H139ZM144 173V172H143ZM202 173L204 174V175H202ZM242 173H244V174H242ZM245 173H247V174H249L250 175V180H249V182H248V184H247V187H246V189H245V191H244V196L242 195V192H240L241 190H242V187H243V185H245V180H246V178H247V176L245 175ZM83 174V173H82ZM103 174V173H102ZM104 174V175H105ZM108 174V173H107ZM192 174V175H191ZM17 175V174H16ZM79 175H81V174H79ZM88 175H89V173H88ZM125 175V174H124ZM3 176V175H2ZM6 176V175H5ZM40 176V175H39ZM85 176V175H84ZM109 176V175H108ZM108 176H106V177H108ZM129 176V175H128ZM127 176V177H128ZM212 176V175H211ZM14 177V176H13ZM16 177V176H15ZM77 177V176H76ZM103 178H105L104 176H102ZM126 177V178H127ZM136 177V176H135ZM140 177V176H139ZM78 178V177H77ZM109 178V177H108ZM134 178V177H133ZM133 178H131V179H133ZM222 178V179H221ZM53 179V178H52ZM78 179H80V178H78ZM87 179H89V178H87ZM97 179V178H96ZM98 179H100V178H98ZM106 179V178H105ZM110 179V181H109V183H108V180ZM108 180H106L107 182V184H110V186L108 185L107 186V184H105V182L103 183V182H101L100 180H102V179H100L99 181H100V184L99 185H103L104 186V184L106 185V188L107 187H111V177L109 178ZM119 179V178H118ZM117 179V180H118ZM122 179V178H121ZM130 179V178H129ZM159 179V180H158ZM177 179V178H176ZM86 180V179H85ZM93 180V179H92ZM95 180V179H94ZM93 180V181H94ZM115 180V179H114ZM114 180H112V182H114ZM134 180H135V178H134ZM137 180V179H136ZM79 181V180H78ZM77 181V182H78ZM84 181V180H83ZM103 181V180H102ZM116 181V180H115ZM119 181V180H118ZM118 181H116L117 182V184L120 182H118ZM127 181V180H126ZM129 181V180H128ZM133 181V180H132ZM131 181V182H132ZM139 181V180H138ZM82 182V181H81ZM80 182V183H81ZM85 182V181H84ZM83 182V183H84ZM87 182V181H86ZM89 182V181H88ZM115 182V183H116ZM123 182V181H122ZM135 182V181H134ZM217 182V181H216ZM76 183V182H75ZM96 183V182H95ZM103 183V184H102ZM133 183V182H132ZM155 183V182H154ZM172 183H174L175 184V186H176V189H174V191L176 190V196H175V194H174V196L175 197H173V201L172 202H169L168 201V198H166V190H169V189H167L168 187H169V185L170 184H172ZM67 184V183H66ZM73 184V183H72ZM79 184V183H78ZM88 184V183H87ZM97 184V183H96ZM127 184V183H126ZM135 184V183H134ZM137 184H139V183H137ZM152 184H153V182H152ZM156 184H157V182H156ZM12 185V184H11ZM69 185V184H68ZM81 185H85V184H81ZM80 185V186H81ZM116 185V184H115ZM127 185H129V184H127ZM132 185V184H131ZM173 185V184H172ZM189 185V184H188ZM187 185V186H188ZM65 186V185H64ZM86 186V185H85ZM89 186V185H88ZM88 186H87V188H88ZM98 186V185H97ZM96 186V187H97ZM102 186V187H103ZM123 186V187H124ZM137 186V185H136ZM157 186V188H159ZM174 186V185H173ZM184 186V187H183ZM216 186H218V185H216ZM215 186V187H216ZM3 187V186H2ZM91 187V186H90ZM94 187V186H93ZM102 187H100V189L102 188ZM116 187V186H115ZM118 187V186H117ZM121 186H119V188H120ZM130 187V186H129ZM81 188H82V186H81ZM92 188V187H91ZM104 188V187H103ZM112 188V187H111ZM118 188V189H119ZM126 188H128V189H126ZM139 188H140V186H139ZM207 188V189H206ZM80 189V188H79ZM109 189V188H108ZM113 190H114V187L112 188ZM135 189V188H134ZM136 189H138V188H136ZM156 189V188H155ZM219 189V188H218ZM75 190V189H74ZM82 190V189H81ZM97 190V189H96ZM107 190V189H106ZM110 190V189H109ZM112 190V191H113ZM157 190V189H156ZM155 190V191H156ZM100 191H102L103 192V190H100ZM98 192V191H96V192H98V193H95V196L94 197H96V194H99L100 195V193L101 192ZM111 191V190H110ZM109 191V192H110ZM116 191V190H115ZM119 192H120V190H118ZM158 191V190H157ZM76 192V191H75ZM79 192V191H78ZM85 192H86V189H85ZM84 192V194H88V197H89V193H85ZM89 192H91V191H89ZM108 192V193H109ZM92 193V192H91ZM91 193H90V195H91ZM106 193V192H105ZM108 193H106V194H108ZM111 193V192H110ZM110 193H109V195H110ZM114 193V192H113ZM117 193V192H116ZM237 193V194H236ZM76 194V193H75ZM78 194H80V192L78 193ZM82 194V193H81ZM80 194V195H81ZM93 194V193H92ZM102 194V193H101ZM112 194V193H111ZM150 194V193H149ZM80 195L77 197V195L75 196V197H77V198H79L80 197ZM118 195V194H117ZM85 196V195H84ZM87 197V196H86ZM85 197V198H86ZM94 197H93V195H92V197L91 198H93L94 199ZM111 197V196H110ZM114 197V196H113ZM220 197V196H219ZM102 197H101V195H100V199H101ZM147 198V197H146ZM146 198L144 199V200H146ZM152 198V197H151ZM6 199V198H5ZM70 199V198H69ZM73 199V198H72ZM92 199V200H93ZM99 199V198H98ZM104 199V201H105V197L103 198ZM103 199H102V201H103ZM111 199V198H110ZM110 199H109V202H110ZM197 199V200H196ZM54 200V199H53ZM82 200V199H81ZM80 200V201H81ZM83 200H85V199H83ZM90 200V199H89ZM96 200H97V198H96ZM211 201L210 203L211 204H209V201ZM220 200V199H219ZM232 200V201H233ZM69 201H71V200H69ZM76 202H78L77 200H75ZM75 201H73L74 203H75ZM99 201V200H98ZM114 201V200H113ZM208 201V202H207ZM217 201H218V199H217ZM230 201H231V198H230ZM9 202V201H8ZM72 202V201H71ZM70 202V203H71ZM83 203H84V201H82ZM94 202V201H93ZM214 202V203H213ZM219 202V201H218ZM11 203V202H10ZM86 203V202H85ZM91 203V202H90ZM112 203V202H111ZM240 203V202H239ZM50 204V203H49ZM81 204V203H80ZM94 204V203H93ZM102 204V203H101ZM12 205V204H11ZM70 205V204H69ZM73 204H71V206H72ZM74 205H76V204H74ZM87 205H88V203H87ZM96 205V204H95ZM113 205V204H112ZM113 205V206H114ZM142 205H145V206H143V208H142ZM4 206V205H3ZM10 206V205H9ZM54 206V205H53ZM61 206V205H60ZM79 206V205H78ZM90 207L92 206V205H89ZM89 206H87V208H89ZM105 206V207H106ZM7 207V206H6ZM48 207V206H47ZM50 207V206H49ZM69 207V206H68ZM218 207H220L219 206V204H218ZM235 207V208H236ZM70 208V207H69ZM71 208H73V207H71ZM75 208V207H74ZM80 207H78L77 209H74L75 210V212L76 213H78L79 211H78V209H79ZM83 208H85L86 209V207H83ZM93 208V207H92ZM95 208H97V207H94V210H96ZM100 208V210H101V207H99ZM110 208V207H109ZM62 209V208H61ZM82 209V208H81ZM103 209V208H102ZM106 209H108V207L106 208ZM111 209V210H112ZM147 209V210H148ZM220 209V208H219ZM53 210V209H52ZM69 210V209H68ZM73 210V211H74ZM78 212H77V211ZM80 210V209H79ZM98 210V209H97ZM99 210V211H100ZM110 210V209H109ZM232 210V211H233ZM86 211V210H85ZM93 211V210H92ZM98 211V212H99ZM106 211H108V210H106ZM236 211V212H235ZM88 212V211H87ZM96 212V211H95ZM103 212V211H102ZM143 212L145 213V214H147V215H145L144 214V216H142L143 215ZM214 212V211H213ZM52 213V212H51ZM68 213V212H67ZM71 213H72V210H71ZM81 213V212H80ZM82 213H83V211H82ZM89 213V212H88ZM87 213V214H88ZM110 213V212H109ZM218 213V212H217ZM216 213V214H217ZM16 214V213H15ZM58 214V213H57ZM66 214V213H65ZM64 214V215H65ZM74 214V213H73ZM84 214V213H83ZM101 214V213H100ZM233 214V215H234ZM55 215V214H54ZM70 215V214H69ZM75 215V214H74ZM74 215H71V216H74ZM105 215V214H104ZM106 215H107V212H106ZM111 215V214H110ZM110 215H107L108 217L110 216ZM174 215V214H173ZM48 216V215H47ZM79 216V215H78ZM91 216V215H90ZM94 216V215H93ZM98 216V215H97ZM145 216H147L146 218H144ZM175 216V217H176ZM232 216V215H231ZM42 217H44V216H42ZM56 217V216H55ZM65 217V216H64ZM67 217V216H66ZM86 217H87V215H86ZM99 217V216H98ZM223 217V216H222ZM68 218V217H67ZM79 218V217H78ZM95 218H97V217H95ZM109 218H111V217H109ZM108 218V219H109ZM227 218H229V217H227ZM45 219V218H44ZM65 219V218H64ZM71 219V218H70ZM93 219V218H92ZM103 219V218H102ZM104 219H105V217H104ZM143 219V220H142ZM231 219V218H230ZM234 219V220H235ZM66 220H68V219H66ZM88 220H89V218H88ZM91 220V219H90ZM96 220V219H95ZM95 220H94V223L93 224H95ZM45 221H46V219H45ZM63 221V220H62ZM71 221L72 220H70V226L72 227L73 225V223H71ZM97 221V220H96ZM230 221V220H229ZM77 222V221H76ZM90 222H92V221H90ZM99 222V221H98ZM104 222V221H103ZM232 222H234V221H232ZM68 223V222H67ZM78 223H76V224H78ZM105 223V222H104ZM104 223H102V224H104ZM140 223V224H139ZM235 223H236V221H235ZM64 224V223H63ZM107 224H108V221H107ZM139 224V225H138ZM213 224V225H212ZM229 224H230V222H229ZM237 224H235V225H237ZM75 225V224H74ZM106 225V224H105ZM205 225V226H206ZM212 225V226H211ZM234 225V224H233ZM64 226H65V224H64ZM67 226H68V224H67ZM94 226V225H93ZM231 226H232V224H231ZM231 226H230V228H231ZM240 226H242V224L240 225ZM103 227V226H102ZM210 227H208V228H210ZM69 228V227H68ZM67 228V229H68ZM99 228V227H98ZM141 228V227H140ZM242 228V227H241ZM241 228H239V225L238 226H232V228H231V232H233V233H235L234 235H238V236H240V234L241 233H243L242 232V230H241ZM52 229V228H51ZM94 229H97V228H95L94 227ZM104 229V228H103ZM142 229V228H141ZM140 229V230H141ZM54 230V229H53ZM131 230V229H130ZM139 230V231H140ZM245 230V229H244ZM62 231H63V229H62ZM67 231V230H66ZM72 231V230H71ZM104 230H103V232H105ZM127 231V230H126ZM64 232L65 231H63V234H64ZM72 232H74V231H72ZM124 232V231H123ZM47 233V234H48ZM71 233V232H70ZM125 233V232H124ZM128 233V232H127ZM141 233V232H140ZM139 232H137V233H134V234H137L136 236H135V239L132 241V243L131 244H129V246H127L126 245V247H123L122 248V250H121V252H120V254H119V257L118 256H115L114 257V255L112 256V257H110L109 258V261H107V263H104V264H144V259L145 258H142L141 259V257L139 258V254L140 253H142L141 252V249L142 248H140L142 245V238L140 237V234ZM245 233H246V231H245ZM250 233V232H249ZM6 234V233H5ZM9 234V233H8ZM44 234V233H43ZM68 234H69V232H68ZM72 234V233H71ZM70 234V237L72 236ZM74 234V235H75ZM133 234V233H132ZM247 234V233H246ZM58 235V234H57ZM79 235V236H78ZM245 235V234H244ZM250 235V236H251ZM248 236H249V234H248ZM67 237V236H66ZM251 237H253V236H251ZM257 237V236H256ZM260 237V236H259ZM4 238V237H3ZM8 238V237H7ZM65 238V237H64ZM68 238H69V235H68ZM72 238V237H71ZM141 238V239H140ZM261 238V237H260ZM59 239V240H58ZM66 239V238H65ZM127 239V238H126ZM241 239V238H240ZM259 239V238H258ZM261 239H263V238H261ZM49 240V239H48ZM73 240H74V238H73ZM129 240V239H128ZM248 240V239H247ZM68 241H70V240H67V243H68ZM77 241V240H76ZM122 241V242H121ZM125 241V240H124ZM127 242V241H126ZM233 242V241H232ZM247 242V241H246ZM6 243V242H5ZM260 243V242H259ZM124 244H125V242H124ZM258 244V243H257ZM12 245V244H11ZM48 245V244H47ZM141 245V246H140ZM225 245V244H224ZM33 246V245H32ZM119 246V245H118ZM235 246V245H234ZM12 247V246H11ZM113 247V248H112ZM202 247V248H201ZM2 248V247H1ZM49 248V247H48ZM62 248H65V252H66V249H67V251H68V255L66 254V259H64L63 258V256H61L62 255V253L60 252V250L62 249ZM14 249V248H13ZM32 249V248H31ZM5 250V249H4ZM64 250V249H63ZM101 250V249H100ZM105 250V251H106ZM107 250V251H108ZM143 250V249H142ZM201 250V251H200ZM206 250H208V249H206ZM257 250H259V249H257ZM29 251V250H28ZM62 251V250H61ZM104 251V250H103ZM106 251V252H107ZM120 251V250H119ZM117 252V251H116ZM200 252V253H199ZM263 252V251H262ZM102 254H103V252H101ZM101 253H99V254H101ZM112 252H110V254H111ZM170 253V252H169ZM245 253V252H244ZM259 253H261V252H259ZM65 254H64V256H65ZM109 254V255H110ZM117 254V253H116ZM117 254V255H118ZM104 255H106V253L104 254ZM108 255V256H109ZM33 256H35V255H33ZM40 256V255H39ZM42 256V255H41ZM99 256V255H98ZM142 256V255H141ZM264 256V255H263ZM36 257V256H35ZM232 257V256H231ZM98 258V259H97ZM233 258V257H232ZM106 259V258H105ZM39 260V259H38ZM41 260V259H40ZM43 260V259H42ZM41 260V261H42ZM33 261H35V260H33ZM105 261V260H104ZM37 263V262H36ZM39 263V262H38ZM45 263V262H44ZM102 264V263H101ZM150 264V263H149ZM168 264V263H167ZM213 264V263H212ZM256 264V263H255Z\"/></svg>",
	"mask_w": 264,
	"mask_h": 264
},
{
	"label": "crops",
	"instance_id": "crops-1",
	"mask_svg": "<svg viewBox=\"0 0 264 264\" xmlns=\"http://www.w3.org/2000/svg\"><path fill=\"white\" fill-rule=\"evenodd\" d=\"M154 2H157V5L155 9H152L150 7ZM181 4L182 0H151L144 12L145 30L149 32L147 36L149 41L145 46L148 68L185 76L179 77L187 92L183 103H178L172 115L169 122L171 127L162 123L158 128L159 131L153 130L159 136L158 139L169 140L163 145L166 146L165 158L154 160V162L167 161L174 165L178 164L187 146L191 145L195 151L194 161L202 164L206 157L204 152H199L198 149H201V145L205 149H210L219 136H230L237 144L253 153L263 152L264 143L255 141L246 132L239 130L234 133L239 127L234 125L231 119L234 118L246 95L245 91L248 90L246 87L248 84L250 86L254 73L259 68L264 69V0H211L212 16L203 17L197 31H186L180 27ZM231 15L239 18L237 37L223 69L220 68L221 70L218 71L221 59L213 58L214 49L221 38L231 33L221 16ZM210 62L215 65L213 63L210 65ZM215 66L217 67L213 68ZM210 69H213V72ZM212 74H215V77ZM178 90L180 88H176V93ZM258 96L259 94L256 98ZM256 98L242 127L258 110ZM251 122H253L252 119ZM248 159V155L240 158L232 157L224 165L222 177L228 171H235V177L228 181L224 191L237 176L241 175L240 165L246 167ZM160 166H153L154 169L151 171L158 172ZM188 170L191 173L198 171L193 166H190ZM209 179L215 185L221 183L219 178ZM165 221L163 225L166 224L167 229L171 227L178 232L193 236L203 235L194 224L182 220ZM144 234L143 248L146 243L144 253L148 258L160 260L164 257L168 264H198L200 262L199 256L174 255L171 252L174 244L170 242H160V249L157 250L155 249L157 237L149 231ZM152 239L154 241L150 245L149 242ZM165 253L167 255H164Z\"/></svg>",
	"mask_w": 264,
	"mask_h": 264
}]
</instances>
